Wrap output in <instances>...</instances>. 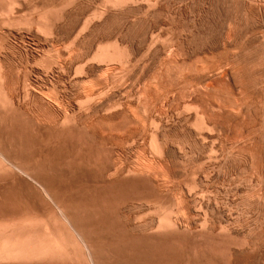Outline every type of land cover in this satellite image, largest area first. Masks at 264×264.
<instances>
[{
	"label": "rangeland",
	"instance_id": "obj_1",
	"mask_svg": "<svg viewBox=\"0 0 264 264\" xmlns=\"http://www.w3.org/2000/svg\"><path fill=\"white\" fill-rule=\"evenodd\" d=\"M106 1L20 0L12 9L0 0V65L19 93L21 120L43 119L53 131L66 116L76 140L96 135L84 149L107 166L164 171L145 189L152 196L126 210L145 225L158 218L173 225L160 263L264 264V0ZM115 47L127 64L95 59ZM68 54L85 68L53 71ZM196 117L210 125L199 127ZM149 133L166 139V155Z\"/></svg>",
	"mask_w": 264,
	"mask_h": 264
},
{
	"label": "bare ground",
	"instance_id": "obj_2",
	"mask_svg": "<svg viewBox=\"0 0 264 264\" xmlns=\"http://www.w3.org/2000/svg\"><path fill=\"white\" fill-rule=\"evenodd\" d=\"M124 1L126 0H110L109 3H112L113 6V4H121ZM131 1L133 2V0ZM131 1L129 2L128 0L127 2L131 3ZM18 2H20V0H9L8 5H15V3L18 4ZM85 23L86 22H84V24ZM36 28H38V26ZM57 28L58 27L55 25V22H53L46 30L50 35L56 33ZM42 29L43 28H41V30ZM48 34L47 36H49ZM48 38H50V36ZM115 44L117 45V43ZM119 47H115L114 49H112V51H110L108 48V50L98 49L99 51H96L97 53L95 55V59L98 62L111 63L112 61H116V63H119V65L127 64L129 61V55L127 56L125 53L120 51ZM69 55L70 54H68V56L66 55L68 58L65 59L63 58L64 55H61L62 58L59 61H57L56 59L54 62V64H56V67L53 69V71L55 70L58 73L62 71L67 72L71 70V67L76 62H78V64L82 62L81 57L71 58ZM83 65L84 63L82 64V66L80 65V70L84 69L87 64L85 66ZM75 68L73 70H75ZM77 72L78 70L76 69V73ZM77 76L76 78H78ZM93 84L95 83L93 82ZM10 85V72L6 66L0 65V264H162L159 262V258L165 252L169 251V247L167 245L169 241H167L166 239L170 237L166 235L172 234L173 225L170 221H165L159 218L157 220L152 219L149 224L145 225L141 221L137 220L136 217L131 219V216V218H129L126 210H128V207L130 205H133V203L139 204L143 200H146L147 197L152 196L145 189L147 186H152L151 184H155L154 182L156 181L154 176L157 177L160 174H163L164 171L161 172L159 169L158 171H154L156 169H153V171L151 170L152 172H154L152 173L154 175L153 176L148 173L150 172L149 168V170L147 169V171L146 169H135L127 167L124 169L119 167L117 168L113 163L110 165V167L107 166L106 164L102 163L99 156L89 153V151H85L84 149V147L86 148L90 144L94 143V138L96 137V135L90 134L84 136V138L76 140L78 137V131H76L77 129L74 127H68L66 116L61 117L59 115V118L53 124L54 126H57L53 131H50V129H46L45 122H42L43 119L40 120L39 118H31L28 121L21 120L19 112H21L22 109L20 106H18L17 100L19 97V93L14 94L11 90ZM106 90L108 91V89ZM39 93L42 94V92ZM90 94L89 96L91 97ZM90 97H87V99ZM44 98L45 97H40L39 101H45ZM84 100L87 101L86 99ZM97 102L98 101H96V103ZM237 103H239V101H237ZM238 105L241 106L242 104L239 103ZM79 106L82 107L84 105L81 106L79 104ZM47 107L49 108V106ZM59 107L57 108L59 109ZM114 109L112 108L113 111H115ZM124 111H126V109ZM236 112L239 111L236 110ZM130 114L131 113L129 112V115ZM196 120L199 127L210 125L208 120L197 119V117ZM153 135L154 134H152V136ZM151 137L149 139H151ZM152 138L154 139V136ZM162 139H154L150 144H152V148L158 154L166 155L168 153V147L166 145V142L164 141L166 139ZM161 176L167 177L164 174ZM152 177H154V179ZM153 186L155 187V185ZM196 193L197 192H195V194ZM158 195H160V193ZM163 241L164 243L162 244L161 242ZM172 241H174L173 237L171 239V242ZM206 251L210 253V250ZM208 252L207 254H209ZM172 259L173 258H171V260ZM167 264H171V261H169Z\"/></svg>",
	"mask_w": 264,
	"mask_h": 264
}]
</instances>
